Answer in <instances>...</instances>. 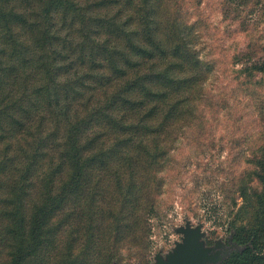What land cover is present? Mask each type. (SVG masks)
Returning a JSON list of instances; mask_svg holds the SVG:
<instances>
[{"label": "trees", "instance_id": "trees-1", "mask_svg": "<svg viewBox=\"0 0 264 264\" xmlns=\"http://www.w3.org/2000/svg\"><path fill=\"white\" fill-rule=\"evenodd\" d=\"M160 2L0 0V149L5 151L0 174L9 169L13 157L7 156L8 143L18 134L34 140L36 165L45 157L56 162L53 175L68 169L60 186L50 187L46 198L28 212V219L25 213L30 238L20 233L13 264H24L41 249L59 202L81 191L85 170L97 160L120 153L123 165L142 164L148 177L166 163L167 137L158 132L165 123L190 113L186 81L203 71L201 60L183 49V29L165 31L155 24ZM262 52L263 58L244 71L264 73V48ZM48 114L54 129L45 135ZM106 136L113 140L107 142ZM255 164V177L262 184L257 201L264 218V151ZM35 168L27 167L30 176ZM134 174L131 169L116 177L113 201L105 205L109 218L103 233L115 232L118 240L140 243L147 221L160 211L156 196L163 180ZM232 226L231 241L245 246L231 251L220 264H261L264 251H256L260 229ZM96 240L89 232L81 249L90 254Z\"/></svg>", "mask_w": 264, "mask_h": 264}, {"label": "rangeland", "instance_id": "rangeland-1", "mask_svg": "<svg viewBox=\"0 0 264 264\" xmlns=\"http://www.w3.org/2000/svg\"><path fill=\"white\" fill-rule=\"evenodd\" d=\"M160 5L155 24L165 31L183 29V49L201 60L203 71L186 81L190 113L158 132L167 137L166 163L148 177L142 164L123 165L120 153L97 160L85 170L81 191L59 202L41 249L24 264H109L108 258L110 264H152L155 256L165 259L181 242L177 229L186 222L201 226L206 246L216 241L231 245L232 223L260 229L256 251H264V218L257 201L262 184L255 177V161L264 151V73L244 71L263 58L264 0H161ZM182 23L185 27L179 28ZM53 129L51 114L45 115V135ZM49 143L54 146L55 140ZM8 145L7 156L13 159L0 174V264H13L20 233L30 238L29 228L25 232L28 212L46 198L50 187L60 186L68 171L53 175L56 162L45 157L36 165L34 140L26 134L10 138ZM4 153L0 149V159ZM28 166L36 167L34 176ZM131 169L143 180H163L156 196L160 211L147 221L140 243L103 233L115 179ZM89 232L97 237L90 254L81 249ZM31 243H26L27 251ZM244 246L236 244L232 251Z\"/></svg>", "mask_w": 264, "mask_h": 264}, {"label": "water", "instance_id": "water-1", "mask_svg": "<svg viewBox=\"0 0 264 264\" xmlns=\"http://www.w3.org/2000/svg\"><path fill=\"white\" fill-rule=\"evenodd\" d=\"M182 234L181 242L175 244V248L166 255V258L155 256L152 264H218L223 257L227 256L232 247L236 244L231 243L225 246L220 241H216L212 246H206L201 241V226L192 227L189 222L177 229Z\"/></svg>", "mask_w": 264, "mask_h": 264}]
</instances>
